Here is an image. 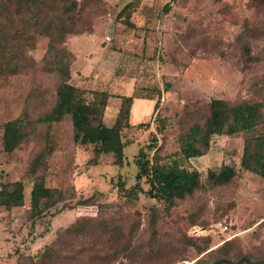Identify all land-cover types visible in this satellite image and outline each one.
<instances>
[{"label":"rangeland","instance_id":"374dc122","mask_svg":"<svg viewBox=\"0 0 264 264\" xmlns=\"http://www.w3.org/2000/svg\"><path fill=\"white\" fill-rule=\"evenodd\" d=\"M69 1L38 0L20 16L17 5L0 0V188L25 184L22 206H0V264L264 261V177L241 167L248 134L213 135L202 156L188 159L182 153L191 129L208 119L213 98L259 102L264 114V6L251 0H177L166 12L169 0H78L68 22L75 32L66 42L76 54L72 83L117 95L110 98L107 125L117 121L124 96H139L132 103L134 125L122 129L126 159L119 166L113 154L102 155L97 165L90 161L93 146L75 143L70 115L51 124L39 121L55 106L62 83L48 57L46 25L52 18L59 22ZM128 3L131 25L123 10ZM16 118L24 120L28 136L7 152L3 125ZM260 132L264 117L255 131ZM40 154L45 157L32 174ZM138 159L198 169L201 187L169 205L151 196L146 176L142 189L134 187ZM223 165L235 166L238 175L215 186L208 172ZM41 176L63 195L33 226L31 190ZM91 196L100 206L77 204ZM107 203L112 206H103ZM77 219L91 220L88 232L58 238ZM108 229L113 240L97 238ZM51 244L56 255L42 257ZM152 249L158 257L140 262L127 256Z\"/></svg>","mask_w":264,"mask_h":264},{"label":"trees","instance_id":"16d2710c","mask_svg":"<svg viewBox=\"0 0 264 264\" xmlns=\"http://www.w3.org/2000/svg\"><path fill=\"white\" fill-rule=\"evenodd\" d=\"M8 1V0H7ZM18 6V14L25 15L28 8L37 5L38 0H9ZM101 1V0H99ZM177 0H169L165 3L163 10L169 12ZM256 6H264V0H251ZM79 7L78 0H70L65 5L64 10L59 16V22L50 19L46 25V34L50 37L48 47V57L51 60L52 70L59 72L62 83L57 90V102L52 110L44 117L39 118L42 123H53L62 121L66 115H70L74 127V141L81 146H93L94 157L90 160L93 164H99L102 155L113 154L114 164L122 166L125 159V148L127 143L122 138V129L132 126L131 114L132 103L137 95L124 96V108H121L117 114V121L113 125L106 124V110L112 95L107 90L87 89L85 87L72 83V67L76 60V54L72 51L67 42L68 34L75 32L74 27L68 24L74 20L73 11ZM132 3L124 7L127 13V23L133 24L129 17L131 16ZM250 27H246V31ZM91 94V98L89 97ZM152 98V97H150ZM159 101L156 103V110ZM263 104L256 102L243 101L231 104L222 98H213L210 105V115L203 126L198 125L191 129L190 135L184 140L182 153L186 158L202 156L209 148L213 135H234L239 132H245L248 136L244 141L243 155L241 158V167L247 171L253 172L264 177V132L255 133L256 129L263 122ZM139 125L146 123L141 122ZM3 148L7 152H14L21 143L27 138L28 134L24 127V120L16 118L4 123ZM154 145H148L153 148ZM142 149L140 154H144ZM45 155L40 154L36 157L30 172H37V166L43 161ZM140 167L136 175V189H142L141 179L146 176L150 184L148 192L152 197L164 200L173 205L177 199L185 198L201 187V171L198 169L166 168L162 165L153 163L150 160H137ZM238 175L237 168L233 165H223L219 170H210L208 172L209 181L215 186L228 184ZM120 190L124 191L125 184L121 181ZM62 192L56 188L48 187L45 178L40 177L31 190V217L32 225L35 226L36 220L43 215L46 208L56 205L62 199ZM25 199V184L23 181L7 182L0 188V206L7 209L22 206ZM78 205H98L94 201V196L80 200ZM110 207L112 204H104ZM89 224H93L90 219H77L68 227L60 230L58 238L62 235L80 236L86 234L89 230ZM103 225H107L102 221ZM95 228V226H94ZM113 230H105L101 234H96L97 238L104 236L110 241ZM154 236L155 233H154ZM127 250V249H125ZM55 244L45 247L40 255L44 258H52L56 255ZM158 250L152 249L145 251L142 255H127L133 261H143L148 258L158 257ZM126 256V255H124ZM246 259H249L248 261ZM250 264L249 257H243L236 262L229 258H223L214 264ZM264 262V261H262ZM262 262L251 263L260 264Z\"/></svg>","mask_w":264,"mask_h":264},{"label":"crops","instance_id":"0c3cea01","mask_svg":"<svg viewBox=\"0 0 264 264\" xmlns=\"http://www.w3.org/2000/svg\"><path fill=\"white\" fill-rule=\"evenodd\" d=\"M73 68V67H72ZM73 72V71H72ZM73 79H75V75H74V73H72V80ZM85 78L83 77V75L81 74V76H80V80L82 81V80H84ZM79 85V84H78ZM79 86H82V85H79ZM82 87H84V86H82ZM131 117H132V114H131ZM132 122V121H131ZM132 124H134V123H132Z\"/></svg>","mask_w":264,"mask_h":264},{"label":"water","instance_id":"95a60500","mask_svg":"<svg viewBox=\"0 0 264 264\" xmlns=\"http://www.w3.org/2000/svg\"><path fill=\"white\" fill-rule=\"evenodd\" d=\"M247 261L249 260V259H246ZM236 264H240V262H237ZM260 264H264V262H262V263H260Z\"/></svg>","mask_w":264,"mask_h":264}]
</instances>
